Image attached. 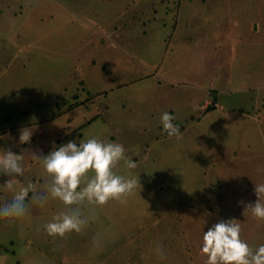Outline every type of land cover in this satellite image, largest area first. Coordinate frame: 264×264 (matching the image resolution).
Returning <instances> with one entry per match:
<instances>
[{"label": "rangeland", "instance_id": "1", "mask_svg": "<svg viewBox=\"0 0 264 264\" xmlns=\"http://www.w3.org/2000/svg\"><path fill=\"white\" fill-rule=\"evenodd\" d=\"M241 16L261 23L257 32L238 29ZM87 91L96 99L85 109ZM74 96L80 108L67 110ZM164 112L187 120L182 139L166 135ZM23 127L30 144H19ZM8 132L0 149L24 155L17 191L28 182L46 191L38 156L92 137L124 146L137 168L121 161L115 171L140 186L123 203L82 205L88 225L64 238L44 229L62 202L30 193L23 218L0 219V264H206L204 232L230 218L259 247L264 221L240 202H255L264 183V0H0ZM13 195L0 188V205Z\"/></svg>", "mask_w": 264, "mask_h": 264}, {"label": "clouds", "instance_id": "2", "mask_svg": "<svg viewBox=\"0 0 264 264\" xmlns=\"http://www.w3.org/2000/svg\"><path fill=\"white\" fill-rule=\"evenodd\" d=\"M174 120L168 112L161 115L164 132L179 140L182 139L181 130ZM32 136V128H20L19 144H30ZM10 139V132L0 135V141ZM38 158L50 177L46 191H35L31 182L17 191V184L22 183L25 176L23 152L16 154L10 147L0 149V176L8 177L0 188L14 192L10 202L0 205V219L7 220L8 226L27 214L28 198L32 193L33 202L43 205L51 198L59 200L66 208L44 225L49 236L64 238L73 232L81 233L89 223V218L82 213V205L104 206L110 200L123 203L140 186L139 177L126 178L115 171L121 161L127 169L137 168V164L125 156V148L119 143L104 142L95 137L80 143L71 140L54 146L47 155ZM254 193L255 202L240 203L253 217L264 221V183L255 185ZM157 251L161 252L162 247ZM201 252L206 256V264H264V244L253 249L244 242L240 222L234 218L221 219L204 232Z\"/></svg>", "mask_w": 264, "mask_h": 264}, {"label": "trees", "instance_id": "3", "mask_svg": "<svg viewBox=\"0 0 264 264\" xmlns=\"http://www.w3.org/2000/svg\"><path fill=\"white\" fill-rule=\"evenodd\" d=\"M177 8H178V6H177ZM237 21L239 23L238 26H237L238 29H240V27H243V26L244 27H248V29H250L249 28L250 26L248 25V22L247 23L245 22V18L243 16H241V18H238ZM242 21H244V24H243ZM218 45H219V43L216 42L215 46H218ZM240 53H242V52H240ZM73 99H74V102L67 107V110H74V109L80 108L78 106V103H77V96H74ZM95 99H96V95H94L93 93L87 91L86 92V96L84 98V101H80L79 105L82 106L83 108L87 109L89 104L93 103L95 101ZM215 102H216V100H213V102L210 103V105L207 108L203 109L202 112L203 113H209L211 110H215L216 109L214 107ZM186 121L184 123H186ZM184 123L183 124L182 123H178V125L180 126L181 132L184 130Z\"/></svg>", "mask_w": 264, "mask_h": 264}, {"label": "crops", "instance_id": "4", "mask_svg": "<svg viewBox=\"0 0 264 264\" xmlns=\"http://www.w3.org/2000/svg\"><path fill=\"white\" fill-rule=\"evenodd\" d=\"M181 5V1L179 2V5H178V8L179 7H181L180 6ZM8 9H10V7L9 6H6ZM180 10H181V8H180ZM15 15V14H14ZM235 24L238 26V21H237V19H235ZM254 22V21H253ZM253 22L252 21H250V20H248V25L250 26L249 28H250V30L251 29H253L254 30V32H257V28H256V26H257V24L258 25H261V23H259V22H256V24L254 23L253 24ZM223 42H226V43H228L229 44V54H228V56L229 57H227L229 60H235V45H234V41L231 39V40H229V41H226V40H223ZM224 46H226V45H224ZM7 121V120H6ZM5 121V122H6Z\"/></svg>", "mask_w": 264, "mask_h": 264}]
</instances>
